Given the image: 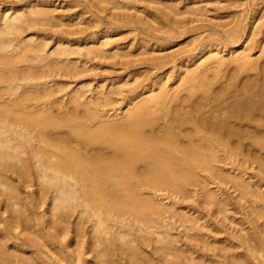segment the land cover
<instances>
[{"label":"bare ground","instance_id":"1","mask_svg":"<svg viewBox=\"0 0 264 264\" xmlns=\"http://www.w3.org/2000/svg\"><path fill=\"white\" fill-rule=\"evenodd\" d=\"M90 1L99 8L116 0ZM116 2V9L126 6ZM25 7L9 6L0 12V201L2 211L9 212L5 231L0 230V264H42L20 244L13 249L8 244L7 227L27 230L25 223L34 208L25 195L27 201L22 203L24 189L20 183L33 180L37 185L34 199L53 193V206L48 211L49 217L56 216L49 220L55 231H70L69 217L75 211L91 221L87 236L82 220L74 228L75 235L83 240L84 250L79 253L82 264H115L120 254L132 264H264V230L257 221L264 217L263 209L251 210L253 230L232 235L237 244L230 239V243L213 246L216 248L208 247L206 240L202 241L206 249L177 246L178 239L173 238L169 225L160 223L175 207L174 214L184 220L186 215L177 206L176 197H189L201 188L203 171L248 187L217 164L243 153L249 158L256 145L264 148V54L252 57L246 53L251 44L245 43L233 48L230 57L221 55L219 48H208L196 67L184 77L180 75L181 87L148 88L140 100L139 92L133 91L131 103L126 102L124 115L118 117L108 108L117 100L112 91L89 96L86 87H74L66 92L69 82L59 83L55 78L57 73L78 76L90 70L70 56L102 57L108 50L106 43L70 48L75 40L68 38L67 29L58 35L60 38L57 36L55 43L60 49L49 51V33L36 32L39 38L24 34L53 25V10L31 4ZM118 14H113V20L126 17ZM241 30L238 27L227 34L238 41ZM217 31L215 36L221 35ZM259 47L264 49V44ZM159 57L152 62L154 68L169 61L166 56V60ZM125 85L117 90L123 93ZM259 167L264 171V163ZM12 176L19 177L20 183L11 180ZM163 191L176 197L166 202L161 197ZM204 194L209 204H232L228 196L221 201L216 191ZM251 197L264 198V192L259 189ZM127 214L133 215L129 221ZM158 223L163 228L157 231ZM117 226L124 229L118 231ZM139 229L143 240L134 237ZM152 233L163 237L155 241ZM27 239L25 235L22 243ZM142 241L152 244L150 255L142 250Z\"/></svg>","mask_w":264,"mask_h":264},{"label":"rangeland","instance_id":"2","mask_svg":"<svg viewBox=\"0 0 264 264\" xmlns=\"http://www.w3.org/2000/svg\"><path fill=\"white\" fill-rule=\"evenodd\" d=\"M115 2L107 4V7L98 8L91 6L90 0H0V12L9 6L23 9L24 5L27 7L30 4L31 6L36 5L53 10L56 18L52 22L53 25L39 26L43 29L36 27L24 34L27 35V38L31 36L34 38L38 36L39 38L38 33L40 31V33L43 30L46 32L43 33H49L47 35H50L49 51L60 49L61 46L55 43L56 39L60 38L58 35L67 29H69L68 38L75 40L68 45L70 48L72 45L73 48H77L79 44L82 48H89L106 43L105 47L108 50L102 57L91 59V57L82 54L70 56L74 62H82V64L91 68L90 70L78 76H65L57 73L55 78L59 83L60 81L62 83L64 81L69 82V88H65V91H70L74 87H86V94L89 96L99 95L98 91H103L106 94L112 91L110 93L114 94L113 96L117 100L112 106L108 105V108L111 113H118V117L124 115L126 102L131 101L133 91L134 93L139 92L137 94H139L140 100L146 96L143 92L148 88L159 90L162 86L170 89L175 88V86L181 87V79L187 74L186 71L188 72L196 67L197 62L206 57L204 54L209 50L208 48H219L221 55L230 57L233 48L242 47L245 43L246 45L251 44L250 50L246 53L252 54V57L257 58L264 54V49L260 50L259 47V44H262V46L264 44V0H118V2H123L126 5L121 9H116L117 2L116 4ZM197 12L201 13L195 14ZM112 13H119L117 17H123V15L126 17H123L121 21H115ZM98 19H100V22ZM95 20H98L97 23ZM238 27L243 31H240L239 40L233 41L227 33L229 30ZM214 30H218L217 32L221 35L216 34L215 36ZM170 36L173 38L169 39ZM217 38L219 43L216 42ZM247 38L248 40L245 42ZM156 56L161 58L166 56L169 61H166L167 64L164 63L165 65H162L161 68H154L152 62L157 58ZM87 59L91 60L87 61ZM211 74L210 77L213 75ZM180 75L183 77H180ZM120 83H125V87L127 86L126 88L129 91L125 90L121 93L117 90L121 85ZM65 91L62 92L65 94ZM116 91H119V93ZM60 93L59 95H63V93ZM181 93L185 94L186 90ZM136 100L139 101L138 98ZM114 108L117 110L115 111ZM245 155L246 153H243L236 159L221 160L217 166L225 171L228 176L236 175L241 178L243 183L248 184L247 188L237 186L230 180L223 181V179L214 177L210 172L203 171L202 187L194 190L189 197H176L170 191L161 192L162 196H160L166 202H170L173 197H176L180 204H177V206L186 215L185 218H182L185 221H182L174 214L175 207L169 213H166L160 222L163 225H169L173 238L178 239L177 246L181 247L184 244L182 247L189 245V247L193 246L192 248L206 249L211 246H222L230 243L231 240L237 244L238 241L232 238L233 234L238 235L241 231L246 233L251 229L253 230L251 210L263 209L264 211V198L254 200L251 197V194H255V191L259 189L264 192V171L259 167L260 163H264V148H259L256 145L249 158H245ZM14 177L12 176L11 180L21 181L19 177ZM20 184L24 189H22V196L27 197L29 206L34 208V212L28 220L26 219L27 223L23 220V223L27 224V230L21 229L22 227H7L10 230L8 244L11 245V249L20 244L21 249H25L29 254L37 255L42 264H82L83 261L79 260V253L84 250L83 240L80 236L75 235L74 228L82 220L87 236L92 230L91 221L80 218L78 216L80 213L75 211L69 217L70 231H58V233L49 224V220L56 218V216L49 217L50 212L48 211L53 206V193L49 192L40 199H34L37 188L34 180L28 183L21 182ZM208 190L216 191L221 201L228 196L232 200V204L224 206L223 201L219 205L207 203L204 199V193ZM165 196L168 198H165ZM25 197L24 202L22 201L23 204L27 201H25ZM19 203L21 204V201ZM0 205L2 206L1 201ZM222 208L227 209L217 211ZM0 210L5 209L2 206ZM8 215L7 210L2 211L0 214V230L5 231L7 226H5V222ZM128 216H126L127 221L133 217L132 214ZM257 221L261 229L264 230V217L259 218ZM216 226L218 230H215ZM115 228L116 230L118 228L119 230L124 229L121 226ZM159 228L162 229L163 227H160L158 223L155 225V230L158 231ZM21 230H23V234L20 233ZM24 234L28 236V239L22 243L25 237ZM134 237L143 240L140 229L136 231ZM151 237L157 241L163 236L152 233ZM79 240H82L81 244ZM203 240L209 241L210 245L207 247L202 243ZM237 249L238 251L242 250V248ZM142 250L145 254L150 255L153 252L151 251L153 250L152 244L144 242ZM85 256H90V253H86ZM154 256L156 259L159 258L158 254ZM118 257L120 264H132L124 259L123 254L118 255ZM121 258L124 259V262ZM260 258L263 257L260 256ZM118 260L115 264H119L117 263ZM160 261L159 263H162Z\"/></svg>","mask_w":264,"mask_h":264}]
</instances>
